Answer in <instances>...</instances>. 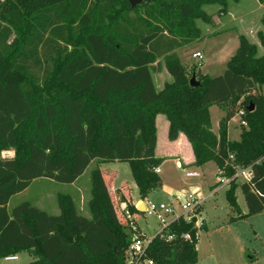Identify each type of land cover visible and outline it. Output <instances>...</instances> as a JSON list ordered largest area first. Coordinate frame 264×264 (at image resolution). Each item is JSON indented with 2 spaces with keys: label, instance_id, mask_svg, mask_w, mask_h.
I'll return each instance as SVG.
<instances>
[{
  "label": "trees",
  "instance_id": "1",
  "mask_svg": "<svg viewBox=\"0 0 264 264\" xmlns=\"http://www.w3.org/2000/svg\"><path fill=\"white\" fill-rule=\"evenodd\" d=\"M227 2L147 0L133 7L130 0H0V260L27 252L31 264H127L133 239L121 202L131 217L143 212L124 194L121 201L111 195V178L101 169L92 172L91 218L79 214L69 196H60L59 215L27 201L13 209L9 203L38 179L72 184L95 160L129 163L145 200L162 188L155 172L162 164L156 157L159 114L170 122L171 141L186 135L195 166L213 162L226 177L235 174L231 155L233 165L253 166L252 183L241 188L248 216L264 213V97L253 94L264 86L260 47L241 35L222 75L192 69L198 87L190 85L177 53L201 40L195 20L206 18L202 7L226 8ZM258 39L264 48L263 32ZM160 59L173 82L158 91L152 73ZM213 106L225 113L218 134ZM241 109L248 129L240 141H230L229 123ZM6 151L15 157L4 158ZM236 187L232 182L226 196L240 213ZM196 223L183 216L172 222L151 239L145 258L197 264Z\"/></svg>",
  "mask_w": 264,
  "mask_h": 264
},
{
  "label": "rangeland",
  "instance_id": "2",
  "mask_svg": "<svg viewBox=\"0 0 264 264\" xmlns=\"http://www.w3.org/2000/svg\"><path fill=\"white\" fill-rule=\"evenodd\" d=\"M240 1L242 2V0H228L227 6H225L226 8L219 3L205 4L202 7V12L206 18H197L195 20V26L200 31L201 37L204 38L212 33L213 30H218L220 28V30H232L225 35V40H228L231 48L235 45L236 41L239 42V32L246 33L249 36L254 35L251 39L254 41L257 40L258 33L255 31V27L261 26L260 21L264 10L262 11L259 4L257 5L254 1L247 0V3L242 5L240 11ZM229 11H232L235 15H238V13L246 15L235 25L234 22H228V18H226V21L223 19ZM208 18L209 20H206ZM262 29L264 30V27H262ZM223 40L224 39H218L217 41H212L205 39L182 49V53L184 54L183 63L186 64L189 69L186 68L190 80L195 74L192 71L193 68L196 69V74L199 75L208 73L212 76H219L225 72L228 63L222 65L219 59L216 60L214 63L216 65L213 68H208L207 66L202 67L200 72L202 63L196 62L198 59L191 58L192 51L197 49L201 50L205 56L203 63L205 62L206 64V59L215 52L218 48V44L223 42ZM251 43L254 44L253 42ZM259 54H264V51ZM159 62L160 65L157 66L152 73L157 90L163 89L166 84L173 82L172 76L169 75L165 67L164 60L160 59ZM208 64H212L211 60H209ZM254 93L255 91L253 94ZM256 94H262L264 97V86L260 90H257ZM219 114L220 113L216 112V110L213 111L215 126H217V123L219 124ZM243 128L248 129V126H242L240 116L236 115L229 124L230 138L233 140L239 139L243 132ZM160 135L162 142L160 153L165 154L168 152L166 147L167 135L165 136V131L161 122ZM183 152L185 157H190L188 149H183ZM94 162L95 163L91 165L87 173L74 185L58 183L47 179L34 181L25 193L14 198L11 203L12 208L27 201L50 215H59L61 212L59 203L60 196H69L74 201L79 214L91 218L89 203L93 198L92 172L98 167L103 170L115 171L117 178L114 182V186L119 188L120 185H126L129 187L130 192L133 193V190H135V182L132 167L129 163L119 161L105 163L99 160H95ZM190 167H192V170L200 171L202 174L201 178L193 180L187 179L185 173L176 167V161L173 159L165 163L163 166L164 173L161 176L174 188L189 189L190 186H198L204 195L205 202L202 204L200 213L197 214L200 244L199 261L197 264H264V213L248 216L249 210L241 188L243 181L238 180L236 182L237 187L235 194L241 210L239 213L230 206L227 200L226 193L230 189V184L221 183L217 189L213 190L214 187L212 186L222 180L213 162L208 163L207 167L204 169H198L194 166ZM158 175L160 176V174ZM109 181L110 178L108 177L107 182ZM134 192L136 193V191ZM150 198L157 205L165 203L166 205L174 206L177 210V215L183 213L178 202H171L170 197L162 193L161 190L154 191ZM126 210L127 208H124L121 212L125 214ZM122 213L121 218L122 221H124ZM175 217L176 216H168L166 220L169 222L175 219ZM132 223L134 226H140L142 228L139 230L138 227V231L135 232L133 231V225L129 223L127 230L130 232L132 239H145L141 231L146 233L149 237L154 238L163 227V224L159 222L154 215H147L146 219H140V217L133 218ZM18 256L21 258L19 262L7 263L4 259H1L0 264H31L34 261V257L27 252L19 253ZM129 257L130 254L128 251L127 264H131ZM251 258L253 259L251 260ZM140 264L145 263L142 262Z\"/></svg>",
  "mask_w": 264,
  "mask_h": 264
},
{
  "label": "crops",
  "instance_id": "3",
  "mask_svg": "<svg viewBox=\"0 0 264 264\" xmlns=\"http://www.w3.org/2000/svg\"><path fill=\"white\" fill-rule=\"evenodd\" d=\"M252 1H254L257 5L259 4V6H260V8H261V10L263 11L264 10V4H261L258 0H252ZM241 2V1H240ZM244 3H247V0H242V2L240 3V11H241V7H242V5H244ZM246 14H243V13H238V15H235L234 13H232V11L230 12L229 11V13L226 15V16H224V20L226 21V18H228V22H234L235 23V25H237L238 24V22L241 20V19H243L244 18V16H245ZM249 15V14H248ZM263 16H264V12H263V14H262V16H261V21H260V25L261 26H258V27H255V31H256V33H259V32H263V34H264V30L262 29V27H264V25H263V23H262V18H263ZM232 17V18H231ZM230 31H232V30H228V29H224V30H220V28L218 29V30H213L212 31V33H210L209 35H207L206 37H204V38H202L200 41H203V40H205V39H207V40H212V41H217L218 39H224L223 40V42H221V43H219L218 44V48L215 50V52L212 54V55H210L206 60H207V62H206V64H205V62L203 63V61L205 60V56H204V54L201 52V50H195V51H192V57L191 58H193V54L194 53H196V52H201L202 53V56H203V58L202 59H198V58H193V59H198V61H196V62H201L202 64H201V66H200V72H201V68L202 67H214L216 64H214L215 62H216V60L217 59H219L220 60V64H222V65H225L226 63H228L229 61H230V59L235 55V53H236V51H237V49L239 48V46H240V39H239V42H237L236 41V43H235V45L231 48L230 46H229V42H228V40H225V35L227 34V32L228 33H230ZM241 35H244V36H246L251 42H253L254 44H256V45H258L259 47H260V53H262L263 51H264V48L263 47H261V45H260V42H259V39H257V40H252L251 39V37H254V35L253 36H249L248 34H244V33H240L239 32V37L241 36ZM238 37V38H239ZM197 42H199V41H197ZM185 47H187V46H185ZM184 48V47H183ZM183 48H180V49H178L177 50V53H178V55H179V57H180V59H181V61H182V64L187 68V65L186 64H184L183 63V59H184V54L182 53V49ZM261 55H264V54H261ZM182 56H183V58H182ZM209 60H211V63L212 64H208V62H209ZM188 69V68H187ZM189 70V69H188ZM226 71V70H225ZM170 75V74H169ZM202 75H204V76H210V77H216V76H212V75H210V74H202ZM220 76V75H219ZM170 77V76H169ZM153 79H154V77H153ZM170 79V78H169ZM170 81V80H169ZM155 82V81H154ZM160 90H162V89H159L158 91H160ZM254 94H256V91H255V93ZM214 110H216V112H219L220 114H219V123H220V120L224 117V115H225V113H224V111L219 107V106H213V107H211L210 108V113H211V118H212V125H213V132L215 133V134H218L219 133V124L217 123V126H215V124H214V121H213V111ZM160 122L162 123V127H163V129H164V131H165V136L167 135V141H166V147H167V150H168V152L167 153H165V154H161L160 153V149H161V146H162V142H161V135H160ZM231 122V121H230ZM230 124V123H229ZM156 126H157V136H158V143H157V148H156V157L158 158V159H162V164L160 165V169H161V173H160V178H161V180H162V188L161 189H159V190H161V192L162 193H164V194H166L167 196H169V197H171V194H175V193H177V192H179V191H182V190H184V188H182V189H178V188H174V187H172V186H170L169 185V183H167L163 178H162V174L164 173V171H163V166L165 165V163H167V161H169V160H174V161H176V167L178 168V169H180V170H182L184 173H185V171H194V172H200V171H198V170H192V167H190V166H194L195 168H198V169H204L205 167H207V164L206 165H204L203 167H197V166H195V156H194V153H193V149H192V145L190 144V142H189V140H188V138L186 137V135L185 134H183V133H181L180 135H179V137H178V139L177 140H175V141H171L170 139H169V129H170V122H169V120H168V118L164 115V114H159L158 116H157V118H156ZM241 135H242V133H241ZM228 138H229V140L230 141H240L241 140V137L239 138V139H237V140H233V139H231L230 138V136H229V129H228ZM188 149V151H189V153H190V157H185L184 155V152H183V149ZM7 156H6V155ZM14 151H6V152H4L3 153V157L4 158H14ZM186 156H188V155H186ZM95 162L93 161L91 164H90V166L87 168V170H86V172L76 181V182H74V183H72L71 185H74V184H76L86 173H87V171H88V169L91 167V165L92 164H94ZM215 164V163H214ZM215 166H216V164H215ZM217 167V166H216ZM99 169H101V171L102 172H104V173H106V174H108V176L111 178V184L110 185H108V188H109V191H110V193H111V195H113V194H116V196H117V200L119 201H121V198H122V195L124 194L126 197H127V199H129V202L132 204V205H134L135 207H136V209L139 211V207H142L143 206V204H144V206L146 207V203H148L149 201H151V202H153L152 200H151V196H152V194L153 193H151L149 196H148V198H146L145 200H142L141 199V197H140V194H139V191H138V187H137V185L135 184V190H133V193L131 194V198H129L126 194H125V188L122 186V185H120V187L119 188H117L116 186H114V182H115V180H116V178H117V174L115 173V171H113V170H103L102 168H100V167H98ZM217 169H218V167H217ZM218 173H219V176L220 177H224V175H222V172L221 171H219V169H218ZM200 174H201V172H200ZM202 175V174H201ZM107 176V175H106ZM186 176V175H185ZM187 178V177H186ZM199 178H201V177H199ZM188 179V178H187ZM195 179H198V178H195ZM39 180V179H38ZM48 180V179H47ZM189 180H193V179H189ZM36 181V180H35ZM221 181V180H220ZM220 181H218L217 183H215L212 187H214V189L213 190H215V189H217L218 187H219V185L221 184V182ZM236 183V182H235ZM33 184V183H32ZM231 185V184H230ZM122 188V192L121 193H118V190L119 189H121ZM196 188H199L198 186H190V188L189 189H192V190H196ZM27 190V189H26ZM25 190V191H26ZM187 190V189H186ZM25 191H23L22 193H20V194H18V195H15L14 197H12V199L10 200V203H9V208L10 209H13L12 208V206H11V203H12V201L14 200V198H16V197H18V196H20V195H22L23 193H25ZM134 191H136V193L134 192ZM246 201V200H245ZM205 202V201H204ZM203 202V203H204ZM247 204V203H246ZM248 207V206H247ZM120 208H121V210L122 209H124V208H127V210H128V204L127 203H125V202H121V205H120ZM201 209H202V206H201ZM200 209V210H201ZM127 210H126V212H125V214L127 213ZM249 210V209H248ZM144 213V212H143ZM138 217H140V219L142 218V219H146L147 218V216L145 215V213L144 214H142V215H136V216H134V217H132V219L133 218H138ZM138 223V222H137ZM139 225V224H138ZM139 227V230H141L142 228L140 227V226H138ZM141 234L142 235H144L145 236V239H152V237H149L146 233H144L143 231H141ZM157 235V234H156ZM198 240H199V235H198ZM197 249L199 250L198 251V253L200 252V244L198 243V246H197ZM20 257L18 256V260H15V261H11L12 263L13 262H19L20 261ZM253 258H251V260H252ZM5 261V260H4ZM6 262V261H5ZM7 263H10V262H7Z\"/></svg>",
  "mask_w": 264,
  "mask_h": 264
},
{
  "label": "built area",
  "instance_id": "4",
  "mask_svg": "<svg viewBox=\"0 0 264 264\" xmlns=\"http://www.w3.org/2000/svg\"><path fill=\"white\" fill-rule=\"evenodd\" d=\"M193 58L202 59L203 58L202 53L201 52L194 53ZM237 115H239L241 118V125L248 126V122L245 119L246 110L245 109L239 110ZM233 160H234V155H231L230 162H231V166H233V168L235 169V174L232 177L224 176L220 182L225 184H231L232 182H237L238 180H242L243 183H249V184L252 183L254 179L253 166L244 167L239 165H233ZM155 172L157 174H160L161 169L157 168L155 169ZM185 175L188 179H195L201 177L200 172H194V171H185ZM170 201L178 202V205L181 207V210L183 212L181 215L180 214L177 215V210L172 205H166L165 203H161L157 205L151 201L146 203V207L144 211L145 215L146 216L154 215L157 217L158 221L163 224L162 229L157 233V235L163 234L165 228L175 220L179 219L181 216H183L187 220V222H190L193 218H196L198 222L197 214L200 213V209L203 202L205 201V198L200 188H196V190L184 189L175 194H171ZM126 215L130 221V224L133 225L132 217L129 215L128 211ZM168 216H176V217L175 219L167 222L166 219ZM196 227L198 228L197 223H196ZM133 231L137 232L138 227L133 225ZM173 238H174L173 236H170L169 240H173ZM183 238L185 240H190V241L192 240L190 234H184ZM150 242L151 239H140V238L133 239V242L129 248V254H130L129 259L131 261V264H140L142 262L145 264H155L152 260L145 258L146 250ZM4 260L6 262L18 260V255L6 256Z\"/></svg>",
  "mask_w": 264,
  "mask_h": 264
},
{
  "label": "water",
  "instance_id": "5",
  "mask_svg": "<svg viewBox=\"0 0 264 264\" xmlns=\"http://www.w3.org/2000/svg\"><path fill=\"white\" fill-rule=\"evenodd\" d=\"M1 1H4V0H1ZM144 1H147V0H130V3H131V5H132L133 7H136V6L140 5V4H142ZM190 85L193 86V87H198V86H200V82H198L197 77H196L195 74L192 76V78H191V80H190ZM248 110H249L250 112H252V111L254 110L253 106H249V107H248ZM139 211H141V212H144V211H145V206H144V204H143L142 207H139Z\"/></svg>",
  "mask_w": 264,
  "mask_h": 264
}]
</instances>
